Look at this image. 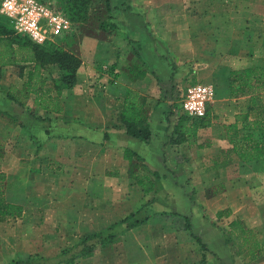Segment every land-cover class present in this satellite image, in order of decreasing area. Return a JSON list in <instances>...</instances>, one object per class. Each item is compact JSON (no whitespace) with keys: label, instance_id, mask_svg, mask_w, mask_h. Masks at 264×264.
I'll return each mask as SVG.
<instances>
[{"label":"crops","instance_id":"obj_1","mask_svg":"<svg viewBox=\"0 0 264 264\" xmlns=\"http://www.w3.org/2000/svg\"><path fill=\"white\" fill-rule=\"evenodd\" d=\"M159 1L156 4L155 0H133V14L142 13L135 16L139 20L114 22L118 23L115 33L102 39L80 37V49L75 53L81 60L76 83L62 90L59 95L62 107L58 112L35 105L39 112L31 113L33 102L20 105L8 98V93L19 96L16 92L20 91L12 85V73L13 66L21 63L3 66L7 71L1 70L0 111L17 124L8 129L18 131L19 147L11 154L17 158L13 162H18L19 170L8 163L0 165V171L6 173L5 184L12 179L22 188L13 196V203L21 204L26 212L32 204H38L41 196L53 199L57 191L60 195L82 191L85 200L75 205L70 203L68 213L61 210L46 218L83 221L77 224L83 230L82 237L104 231L132 213L143 219L117 233L110 243L116 246L112 249L122 246V255L117 256L116 250L105 254V250L97 249L84 256L85 264L104 261L198 264L203 260V252L202 258L192 254L196 240L201 248L218 252L221 244H226L223 234H228L229 222L237 220L232 212L214 208L218 204L216 190L245 179L243 175L252 172V166L248 165L260 163L242 162L234 154L228 157L230 144L224 134L213 132L212 124L197 129L195 143L171 141L174 93L169 84L170 75L165 76L156 69L161 68L157 65L159 60L164 61V66L166 61L161 55H155L153 36L165 45H172L176 55L186 57L182 60H193L197 51L194 46L198 45L203 25L192 23V16L187 15L180 16L185 23L173 20L174 15L187 12L185 0H174L169 5ZM126 2L108 0V14H122L119 7ZM127 37L135 39H130L131 44L145 46L147 56H128L126 49L131 50ZM176 75L175 72L171 76ZM129 89L137 93L138 105L145 114L143 123L150 133L148 141L128 134L121 120ZM32 94L28 99L33 101L36 94ZM50 94L56 93L53 90ZM235 163H238L236 171ZM136 169L135 174L145 175L154 183L148 193L131 176ZM44 181L46 193L42 194L40 187ZM126 191L133 194L125 196ZM245 224V228L251 229L246 221ZM256 238L262 249L263 241L257 235Z\"/></svg>","mask_w":264,"mask_h":264},{"label":"rangeland","instance_id":"obj_2","mask_svg":"<svg viewBox=\"0 0 264 264\" xmlns=\"http://www.w3.org/2000/svg\"><path fill=\"white\" fill-rule=\"evenodd\" d=\"M42 1L51 4L69 19V28L61 36L55 38V42L61 44L71 53H76L80 49L78 42L81 36L102 39V37H108V34H113V31L115 33L118 23L131 22L132 19L139 20L135 17L138 13L133 14V0H127L124 6L119 7L122 14L117 12L115 16L111 13L108 14L110 9L109 11L106 9L105 0H82L86 2V6L85 3L84 7L82 6L83 14L76 15L74 13L76 19L79 17L78 20L71 15L75 8L70 0ZM162 1L166 5L174 2V0ZM208 1L210 0H185L184 3L188 6L187 12L173 16V20L178 19L183 23H185V19L180 16H192V23L203 25L201 30L203 32L198 34V45L194 46L197 50L195 58L193 60H182L186 57L181 58L176 55L172 45L161 43L154 35L153 43L157 51L155 55H161L166 61V66H164V61L159 60L157 65H160L161 68L156 67V69L165 76L170 75L169 77L171 78L169 84L174 93L172 104L175 111L170 121H175L177 115L182 112L179 107V98L185 87L191 83L202 82L212 85L215 92L212 101L209 103L211 108L212 105L215 106L214 109L212 108L210 115V118L212 116L214 118L212 117L208 125L212 124L210 127L212 126L213 132L224 134L223 126L232 122L236 113L247 110L245 106H238L243 101L242 97L233 98L229 94V71L247 66H258L264 69V0ZM155 2L157 4L161 1L155 0ZM192 3L195 4V7L191 6ZM132 15H134L133 18ZM138 15L141 16L142 13ZM167 15L169 14L167 13ZM0 19L5 20V17L0 15ZM102 21L118 23H114L116 25L115 28L107 27L102 29L99 27V23ZM188 21L190 20L186 22ZM192 23L188 22L187 24L192 26ZM85 28L87 30L83 31ZM65 38L67 39L65 40ZM111 38L113 37L111 36ZM130 39L135 40L132 37H127V43L131 46H128L131 50L130 52L126 49L127 55L139 54L147 56L144 52L145 46L131 44ZM172 52L175 55H172ZM127 55L125 54L126 57H128ZM13 68L15 70L12 73L13 75L11 74L12 85L15 86V90L20 91V93L16 92L17 95L23 99V104H31L33 102L31 113L39 112L35 108V99L33 101L28 99L35 92L31 91L33 89L28 88L29 82L27 81V72L33 68V63L13 66ZM175 72L177 75L172 78L171 75L175 74ZM60 76L59 67L56 64L49 65L42 70V76L37 80L34 90H40V92L44 90L53 91L55 89L54 83ZM33 82L34 80L30 81L29 85L33 84ZM254 111L255 109L251 113L253 114ZM15 125L17 124L9 115L0 111V165L8 163L18 168V162H13L17 158L11 154L14 148L19 147L17 140L18 131L14 132L8 129L9 127L15 128ZM204 129L206 130V128ZM229 148L230 145H228ZM230 155H233V153L227 152V156L229 157ZM237 165L238 163L234 164L236 167L234 171L237 170ZM248 166H252V172L244 174L245 179L237 180L230 185L224 184L222 188L216 190L219 195H217L218 204L214 208L221 207L230 211V213L232 212V216L237 217V220L244 225H246V221L247 226L251 227L255 236L257 235L263 241V248L257 251L255 258H249L246 254L236 255L230 247V242V246L221 244L218 252H212L208 248H201L199 241L196 240L194 244L196 249L193 248L192 254L197 255V258H202L201 252H203V260L201 259L198 264H264V161ZM133 171L135 172L137 169ZM43 185H46L45 181L40 187L42 194H45ZM20 187L18 182L13 183V180L10 179L8 184H5L6 199L12 202L15 201L13 196L22 190V188L20 190ZM64 187L68 188V185H64ZM77 193L71 191L60 195V192L57 191L55 193L56 197L53 199L41 196L40 198L42 199H39L38 204L35 206H32V204L30 206L31 209L28 208V211L23 212L21 217L7 218L5 221L0 222V264H7L10 260L24 259L28 256H54L81 239L83 230L78 228L77 224H81L83 221L46 219L49 215L53 217L54 212L61 210L64 213H68L71 209V204L75 205L76 202L84 201L85 197L82 191ZM132 194L126 191L125 196H131ZM43 212H46L45 216H43ZM223 235H225L223 237L227 236L225 233ZM112 247L116 246H111L110 243H107L103 249L99 247L98 250L100 252L105 250V254H108L107 251L109 250L110 252L116 250L117 256L122 255V246L119 249H112ZM83 258L85 257L78 258L75 264H85V259ZM103 264H126V262L108 263L104 261ZM143 264H149V262Z\"/></svg>","mask_w":264,"mask_h":264},{"label":"trees","instance_id":"obj_3","mask_svg":"<svg viewBox=\"0 0 264 264\" xmlns=\"http://www.w3.org/2000/svg\"><path fill=\"white\" fill-rule=\"evenodd\" d=\"M70 1L75 8L71 12L72 17H74V13L76 15L83 14L82 6L84 7V3L86 6V2L82 0ZM105 6L109 11L108 0H105ZM78 19L79 17L76 20ZM99 27L112 29L116 25L102 21L99 23ZM20 63H33V68L27 72V81L30 83L34 80L33 84L29 85L28 83V88L33 89L31 91H35L34 87L41 75V70L51 64H56L59 67L61 76L55 81V89H53L56 94L52 96L50 94L52 90H44L40 94H38L40 90L35 91L36 105H40L46 111L58 112L62 107L59 99L62 90L72 88L76 83V71L81 63L80 58L75 53L68 52L61 44L55 42V39L46 40L42 44L34 43L27 36L15 33L8 19H0V75L3 66L19 65ZM228 90L231 97L243 98L238 106H245L247 110L236 113L234 120L223 126L225 139L230 144L227 151L233 153L242 162H262L264 161V69L258 66L231 69L228 73ZM7 97L20 105L23 104V99L19 96L8 93ZM171 108V113L174 114L173 104ZM253 109L255 111L252 114ZM211 111L212 108L207 103L203 117H191L185 113L178 114L172 128V135H170L171 141L195 143L197 129L207 126L212 117L214 118V116L210 118ZM121 120L125 124L128 134L144 141L149 140V130L143 123L146 117L138 105L137 93L134 90L127 91L121 111ZM127 156L125 154L124 157L127 158ZM131 176L141 186L144 193L153 189L154 183L147 176L135 174L134 171L131 172ZM5 181L6 173L0 171V222L7 218L21 217L23 213L21 204L6 199ZM136 214H130L126 220L93 236L82 237L77 243L54 256H28L24 259L10 260L7 264H75L78 258L90 255L99 247L113 242L117 233H122L142 222L143 219H138ZM228 226L230 230L225 238V243L229 245L230 242L231 246H229L236 255L246 254L249 258H255L261 246L253 231L245 228L239 220H232Z\"/></svg>","mask_w":264,"mask_h":264},{"label":"built area","instance_id":"obj_4","mask_svg":"<svg viewBox=\"0 0 264 264\" xmlns=\"http://www.w3.org/2000/svg\"><path fill=\"white\" fill-rule=\"evenodd\" d=\"M0 15L12 25L15 33L42 44L62 35L70 25L64 13L42 0H0ZM215 95L213 86L197 82L188 84L179 98L181 113L203 117L206 104Z\"/></svg>","mask_w":264,"mask_h":264}]
</instances>
